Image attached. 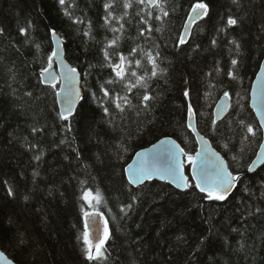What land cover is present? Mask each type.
<instances>
[{"label": "trees", "instance_id": "trees-1", "mask_svg": "<svg viewBox=\"0 0 264 264\" xmlns=\"http://www.w3.org/2000/svg\"><path fill=\"white\" fill-rule=\"evenodd\" d=\"M197 2L208 14L181 44ZM158 3L0 0V247L17 264H264V165L248 171L263 139L250 92L264 59V0ZM54 30L83 77V101L66 121L59 84L53 89L41 78ZM121 55L122 80L110 66ZM225 92L231 107L216 121ZM189 109L232 172L243 175L224 201L206 199L192 179L186 191L159 180L128 182L135 153L164 137L197 151ZM89 191L99 203L83 199ZM92 210L109 232L98 260L87 259L83 239L84 212Z\"/></svg>", "mask_w": 264, "mask_h": 264}, {"label": "snow or ice", "instance_id": "snow-or-ice-1", "mask_svg": "<svg viewBox=\"0 0 264 264\" xmlns=\"http://www.w3.org/2000/svg\"><path fill=\"white\" fill-rule=\"evenodd\" d=\"M65 0H60V3L63 5ZM143 3V0H140ZM152 3L156 4L157 7H160L158 0H151ZM130 5H125V7H129ZM106 8L111 7V5H105ZM163 11V9H161ZM208 14V5L203 2H197L192 6L191 14L189 15V20L195 22L196 20L207 16ZM163 15L167 16L168 12L163 11ZM159 19V17H157ZM237 21L233 18L228 19L229 25H235ZM22 33L25 32V29L20 30ZM53 35L55 33L53 32ZM187 35V33H185ZM181 44L185 43V39L182 36L179 41ZM113 44L115 41L112 42ZM215 44V41H213ZM238 47V45H237ZM58 53L53 51L51 55L48 57L47 67L42 68L41 77L47 78V82L50 86L55 89L57 87V83L59 82L56 75L50 72V69L53 66V58ZM105 59H108V54L105 52ZM151 60L152 58L149 57ZM125 57L120 56V63L115 65H110L113 68V71L116 74V77L121 80L125 77V69H124ZM153 63V71L152 75H156L155 71V61L152 60ZM237 63L236 60L232 61V64L235 65ZM139 64V61H137ZM264 71V69H262ZM76 70L70 69L67 74L61 73L59 79H63L66 82V85H71L74 81V74ZM135 75V73H132ZM235 79V77H233ZM259 79V78H258ZM113 81H108V83H112ZM102 91L104 96H108L109 92L107 89L102 87ZM57 97L63 95V103L65 104V108L59 113V117L62 120H68L69 116L72 115L74 105L76 103V99L79 98V91L74 90L73 88L66 86L61 88L60 92L56 93ZM188 93L185 92V96ZM229 95L228 92L224 93V96L227 97ZM151 99L150 96L144 95L143 101H149ZM253 103L257 105L258 112L261 115V127H264V83L261 84L259 93L253 92ZM115 106L117 109L123 111V107L119 102V99L115 101ZM147 106V105H145ZM191 111V109H189ZM104 112L108 113V108H104ZM247 133L252 136L256 135L253 127L251 125H246ZM38 131L33 128V132ZM247 139V137H245ZM165 142H161L163 145ZM174 145V142H173ZM227 147V145H225ZM261 152L257 154V161H261L264 163V144L260 145ZM137 156L140 157L138 162H134L133 164L128 166L127 172L129 173L128 182L130 184L136 183L138 181H143L145 179H150L154 174H159L162 178L165 176L172 177V182L176 184L178 188H188L191 187L189 184L188 178L183 174V164L180 161V156H184L187 159L189 165L193 168L194 176L193 178L196 180L195 187L199 189L201 193L204 194L205 198L210 201H224L231 190L236 186V182L239 180L238 175H234L231 171L228 170V166L224 163L222 158L216 152H197L195 156L189 155L184 152V149L179 148L178 145H174L173 147H162L159 151H155L152 154L149 153H137ZM40 157L37 156L36 159ZM199 162V172H196L197 163ZM255 163V162H254ZM249 171L253 169L249 167ZM8 195H12L11 188L8 189ZM83 199L89 203L91 206L92 201L95 200L99 203V194L97 193L93 196L92 192H85ZM92 215H99V213H89L84 212L85 216V229L83 233L84 244L86 245V256L88 260H98L103 257V248L105 241L109 238L108 225L107 221L104 222L103 228V239H99L97 243H93L92 240L89 239L88 232V218ZM0 261H3L4 264H13L11 260H9L2 252H0Z\"/></svg>", "mask_w": 264, "mask_h": 264}, {"label": "water", "instance_id": "water-1", "mask_svg": "<svg viewBox=\"0 0 264 264\" xmlns=\"http://www.w3.org/2000/svg\"><path fill=\"white\" fill-rule=\"evenodd\" d=\"M146 1L151 6L156 5V4L152 3L151 0H146ZM158 2H159V0H158ZM198 20H196V21H198ZM195 22L190 21L188 18V20L184 26L183 37H184L185 41H187L189 39L192 27H193ZM53 32L55 33V35H53ZM53 32H52V39H53V44H54V51H56L58 54L53 58V66L50 69V72L53 73L54 75H56L58 80H59V82L57 83V85L59 84L58 92H60L61 88L66 87V86H69V87L73 88L74 90L79 91V98L76 99V103L74 105V109H73V113H72V115H74L76 113L79 105L83 101V98H84L83 77H82L80 70H78L76 67H74L69 62V60L67 59L66 51H65V43H64V39L62 38V36L56 30H54ZM185 33H187V35H185ZM73 68L76 70V72L74 74V81L71 83V85H66V82L63 79H59L61 76V73L67 74L69 72V70L73 69ZM262 69H264V59L261 63L259 71L256 74V77L253 81V84L251 87V92H250V106H251L252 110L254 111V114H255L260 126H261V115L258 112L257 105H254V103H253V92L255 91V92L259 93L260 86L262 83H264V71H262ZM46 75L47 74H45V77H41V78L46 85L50 86V84L47 82ZM57 100H58V106H59V109L61 112L66 107L65 104L63 103V95H61L60 97H57ZM230 107H231V97L229 95L227 97H225L224 95L222 97H220V99L218 100V102L215 106V109H214V115H215L216 121H220L221 119H223L228 114ZM188 125H189L191 131L193 132V134L197 140V144H198L197 151L195 153L189 154V155L195 156L197 152H208V153L216 152L222 158L224 163L228 166V170L232 172V170L230 169L229 163H228L227 159L225 158V156L218 149H216L214 147L212 141L208 137H206L205 135H203L199 131L198 125H197L196 115H195V112L193 110H191L189 113ZM261 128H262V132H263V139H262V142L260 145L264 144V127H261ZM162 141L165 142L163 145L161 144ZM173 142H174V145H178L179 148L184 149L182 147V145L180 144V142H178L175 138L164 137V138L158 140L157 142L153 143L152 145L138 150L135 153L131 162L126 167L127 179H129V173L127 172L128 166L133 164L134 162H137V165H138V162L140 160V157L137 156V153L152 154L155 151H159L162 147H164V148L173 147L174 146ZM184 152H186L185 149H184ZM260 152H261V148L259 147L257 154ZM257 154L249 166L253 169L252 171L248 170L250 173H255L264 165V163H262L261 161H257ZM180 161L183 164V174H184V176H186L188 178L189 184H190V179H192L193 183L196 185V180L193 178L194 173H193L192 166L190 165L189 175H188L187 171H186V157L180 156ZM196 172L197 173L199 172V162L197 163ZM238 176H239V180L236 182V186L231 190L228 197H230L234 193V191L236 190V188L240 182V179L242 178L243 175L239 174ZM154 180L165 181V182L173 185L175 188L179 189L180 191H186L188 189V188H178L176 186V184L172 182V177L165 176L162 178L159 174H154L150 179L138 181L136 183H132L131 185L134 187H139V186H141L147 182L154 181ZM103 228H104V222H103V217L101 214L92 215L88 218V229H89L93 243H97L99 239H103ZM0 252H2L9 260H11L13 262V264H17L12 258H10L2 250L1 247H0ZM0 264H4V262L0 261Z\"/></svg>", "mask_w": 264, "mask_h": 264}, {"label": "rangeland", "instance_id": "rangeland-1", "mask_svg": "<svg viewBox=\"0 0 264 264\" xmlns=\"http://www.w3.org/2000/svg\"><path fill=\"white\" fill-rule=\"evenodd\" d=\"M93 196H94V195H93ZM94 201H95V200H93V201H92V204H91V205H93V204L95 203ZM92 212H93V213H96V212H95V211H93V210H92Z\"/></svg>", "mask_w": 264, "mask_h": 264}]
</instances>
